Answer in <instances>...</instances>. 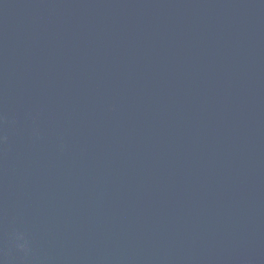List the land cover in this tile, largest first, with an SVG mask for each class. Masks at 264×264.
<instances>
[{"label":"water","instance_id":"95a60500","mask_svg":"<svg viewBox=\"0 0 264 264\" xmlns=\"http://www.w3.org/2000/svg\"><path fill=\"white\" fill-rule=\"evenodd\" d=\"M0 264H264V0H0Z\"/></svg>","mask_w":264,"mask_h":264}]
</instances>
